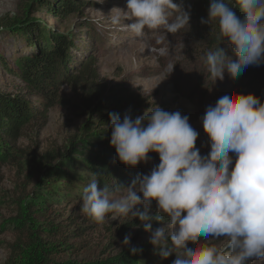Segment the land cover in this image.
<instances>
[{
	"label": "clouds",
	"instance_id": "clouds-1",
	"mask_svg": "<svg viewBox=\"0 0 264 264\" xmlns=\"http://www.w3.org/2000/svg\"><path fill=\"white\" fill-rule=\"evenodd\" d=\"M108 18L141 40L157 34L162 46L148 50L160 57L169 55L167 34L190 30V12L174 0H127L126 10ZM212 22L222 39L202 58L211 84L225 72L236 79L249 66L264 64V0H209L201 23ZM221 43L232 47L231 55ZM173 66L168 64L166 78ZM109 119L110 146L121 164L148 163L149 153L158 154L159 163L126 187H100L92 173L82 193L85 215L98 224L138 218L158 254L175 255L172 264H264V101L228 90L207 106L200 118L207 155L196 147L199 132L180 111L154 105L134 119L127 113L123 119L109 113ZM153 221L167 223L153 230ZM221 238L223 246L210 243Z\"/></svg>",
	"mask_w": 264,
	"mask_h": 264
},
{
	"label": "rangeland",
	"instance_id": "rangeland-1",
	"mask_svg": "<svg viewBox=\"0 0 264 264\" xmlns=\"http://www.w3.org/2000/svg\"><path fill=\"white\" fill-rule=\"evenodd\" d=\"M67 1L75 2L76 9L72 12L58 11L63 0H0V92L19 95L30 109L45 111L44 119L34 117V121L25 127L16 145L24 152L37 156L51 146L67 147L71 138L80 134V129L93 112L90 113L82 105L66 78L69 73L80 69L88 55H93L100 85L110 88L116 96H122L125 92L138 96L141 99L138 108L141 114L155 105L165 111H180L182 115H187L189 123L199 132L196 147L200 148L201 155H207L210 145L200 118L206 107L214 105L228 90L245 94V88L239 87L246 81L241 77L233 79L227 72L224 79L217 80L215 84L208 79L202 58L207 51L214 50L222 39L214 22L209 25L201 23L202 19H207L208 10L196 9L199 8L197 0H174L190 12V30L184 34H167L169 55L160 57L157 52L148 50L162 46L157 43V34L149 33L141 40L110 23L108 17L116 14L117 9L126 10L127 0ZM132 22L126 20L125 24ZM55 35L64 39L62 52L65 57L48 62L53 83L47 97L46 92L37 86L43 84L44 79L35 69H24L23 63L26 62L25 58L37 54L42 46H49L51 37ZM220 45L225 46V43ZM224 49L229 55L232 54L231 48ZM169 63L174 66L166 78ZM100 152L113 168L108 177L97 176L100 187H126L159 163L158 154L149 153L151 160L148 163L135 168L121 164L116 169L118 162L108 161L105 150ZM0 155V264H3L8 255L7 242L13 240L10 231L12 222L8 220L18 214L28 218L23 213L24 206L28 199L36 198L34 195L39 193L41 174L27 167L26 171H20L16 158L24 157L18 154L15 159L10 158L2 154L0 148ZM69 161L78 162L73 159ZM71 168L82 177L65 190L68 197L63 202L55 203L54 209L57 211L53 221L55 225L58 224L56 239L60 238L61 231L72 230L77 223L83 226V230L68 237L66 244L58 245L53 255L56 260L100 262L125 249L146 245L147 251L133 257L132 262L127 264H172L175 255L162 258L158 254L159 249L150 244L151 233L144 231L141 221L128 224L132 218L126 222L121 219L98 224L85 215L81 211L82 193L94 172L82 164H73ZM68 171L70 173L71 170ZM151 212H156V204ZM166 223L152 222V228L166 226ZM121 224L128 227L127 230H120ZM125 236L130 237L127 244L124 243ZM210 243L223 246L226 239ZM250 264L261 262L252 261Z\"/></svg>",
	"mask_w": 264,
	"mask_h": 264
},
{
	"label": "trees",
	"instance_id": "trees-1",
	"mask_svg": "<svg viewBox=\"0 0 264 264\" xmlns=\"http://www.w3.org/2000/svg\"><path fill=\"white\" fill-rule=\"evenodd\" d=\"M63 1L60 3L61 7H58V11L72 12L76 9L75 2ZM197 2L199 8L196 9L208 10L209 0H197ZM234 11L239 10L234 9ZM50 41L49 46H42L37 54L25 58L26 62L23 63L24 69L28 71L31 68L35 69V72L44 79L43 84L47 86L43 87L41 83L40 86H37L46 92L47 97L53 83L48 62L49 60L56 62L61 57H65L62 52L63 37L55 35L51 37ZM224 47L231 48V52L233 51L227 43L221 48ZM239 77L246 80L239 89L245 88L243 89L245 94L252 93L264 101V64L249 66ZM66 82L71 86L82 105L93 114L89 115L84 126L80 129V134L74 135L67 147L51 146L37 156L30 152H24L16 143L25 127L34 121V117L40 120L44 119L45 111H39L36 108H34L35 110L30 109L19 95L0 92V148L2 154L14 159L16 154L24 157V159L16 158L20 171H26L27 167L28 170L41 174L38 181L39 193L34 195L36 198L28 199L24 206L23 213L28 218H23L21 214H18L8 220L12 222L10 231L13 240L7 242L8 255L3 264H127L132 262L133 257L144 254L148 249L146 245L140 246L135 252L132 251V248L125 249L118 255L107 257L100 262L59 261L53 256L58 250V245L66 244L68 237L75 236L83 230V226L77 223L74 229L61 231L60 238L56 239L58 224L55 225L53 221L57 211L54 209L55 203L63 202L68 197L65 190L82 177L71 167L73 164L86 165L97 175L100 172L99 177H108L113 168L107 164L106 157L101 155L100 150L107 152L105 155H107L108 161L118 162L116 169L121 165L116 159L115 149L110 146L109 113H117L121 119L126 113L133 119L143 115L138 110L141 105V99L138 96L129 95L127 92L122 96H116L112 94L110 88L99 84L94 69L93 55H88L84 59L77 72L69 73ZM89 151L91 153H87ZM71 159L78 162H70ZM93 161H97L96 164L89 165ZM68 170H71L70 173ZM154 204L155 202L152 207ZM62 209L64 210L65 207ZM40 222L43 225L39 224ZM133 222L138 224L140 221L138 218H133L128 224ZM119 228L127 230L128 227L121 224Z\"/></svg>",
	"mask_w": 264,
	"mask_h": 264
},
{
	"label": "water",
	"instance_id": "water-1",
	"mask_svg": "<svg viewBox=\"0 0 264 264\" xmlns=\"http://www.w3.org/2000/svg\"><path fill=\"white\" fill-rule=\"evenodd\" d=\"M12 27H15V26H12ZM12 27H11V28H12Z\"/></svg>",
	"mask_w": 264,
	"mask_h": 264
}]
</instances>
